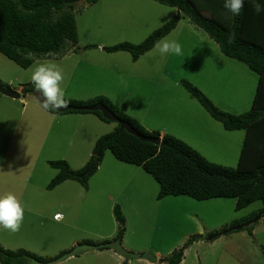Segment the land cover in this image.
<instances>
[{"label": "rangeland", "instance_id": "1", "mask_svg": "<svg viewBox=\"0 0 264 264\" xmlns=\"http://www.w3.org/2000/svg\"><path fill=\"white\" fill-rule=\"evenodd\" d=\"M177 13L153 0H82L73 10L75 46L66 43L61 53L49 57L31 56L27 69L0 53V86L20 93L18 99L0 94V196L14 194L24 208L19 231L0 228L2 248L53 258L78 243L113 241L119 232L114 217L118 206L121 247L134 257L126 261L112 249L90 250L53 264H168L169 256L193 238L178 264H264L261 201L235 211L234 198L157 199L154 179L109 151L89 177L87 189L71 180L47 189L58 174L48 161L82 169L96 140L117 124L90 113H52L33 93L23 94L27 84L34 85L32 74L42 63L55 64L61 72L65 102L104 96L147 132H159V138L172 135L211 163L237 166L243 131H225L181 81L196 87L219 110L239 115L250 110L257 86L256 75L244 64L224 56L186 17L160 40L179 43L180 54L162 56L159 43L137 61L123 51L102 50L123 42L137 45ZM252 220L246 228L221 233Z\"/></svg>", "mask_w": 264, "mask_h": 264}, {"label": "trees", "instance_id": "2", "mask_svg": "<svg viewBox=\"0 0 264 264\" xmlns=\"http://www.w3.org/2000/svg\"><path fill=\"white\" fill-rule=\"evenodd\" d=\"M80 1L82 0H0V53L21 68L27 69L34 59L31 56L49 57L61 53L66 43L75 46L77 34L73 10ZM84 1L86 4L97 2ZM153 1L176 9L177 16L154 30L137 45L123 42L102 47V50L107 53L123 51L130 54L132 61H137L176 27L180 17H186L217 44L224 56L244 64L256 75L257 86L250 110L239 115L219 110L196 87L187 81H181L184 90L192 95L225 131H243L237 166L230 168L211 163L172 135L164 134L159 145L141 141L120 129L117 124L113 131L96 140L90 160L82 169L74 171L61 160L48 161V165L58 170V174L50 181L47 189L52 190L67 180L76 181L87 189L89 177L97 169L104 153L109 151L116 160L141 167L150 175L159 187L157 199L165 196H186L198 201L234 198L235 211L242 210L255 201H261L260 215L264 217V13L257 14L252 4L246 3L242 14L234 17L224 8L225 0ZM233 35L235 40L229 44L228 40ZM27 85L28 87L22 90L23 94L33 93L42 106V93L37 90L35 84ZM97 103L108 107L139 134L159 137V132H147L136 119L120 112L104 96H96L86 101L66 100L65 105L86 107ZM48 111L57 114L90 113L96 115L99 121L110 122L105 120L99 111ZM114 217L119 224V232L113 241L78 243L71 250L63 251L53 258H43L25 250H5L0 246V264H53L70 256H79L85 249V252L112 249L127 261L134 254L121 247L123 218L118 206L114 208ZM240 224L242 223L232 224L221 233L236 231L235 228ZM221 233L212 236V239H217ZM193 241L194 238L188 240L169 256L168 264L180 263L184 249Z\"/></svg>", "mask_w": 264, "mask_h": 264}, {"label": "clouds", "instance_id": "3", "mask_svg": "<svg viewBox=\"0 0 264 264\" xmlns=\"http://www.w3.org/2000/svg\"><path fill=\"white\" fill-rule=\"evenodd\" d=\"M246 3L252 4L257 14L264 13V0H225L224 8L232 16L238 17L242 14ZM234 40L235 36L233 35L229 38L228 43L231 44ZM158 48L162 56L181 53V46L175 41H161ZM62 80L63 76L55 64L42 63L36 67L32 74V81L37 90L42 93L44 109L59 110L65 106L64 91L60 87ZM23 220L24 208L16 196L11 193L0 196V228L17 232L20 230Z\"/></svg>", "mask_w": 264, "mask_h": 264}, {"label": "water", "instance_id": "4", "mask_svg": "<svg viewBox=\"0 0 264 264\" xmlns=\"http://www.w3.org/2000/svg\"><path fill=\"white\" fill-rule=\"evenodd\" d=\"M0 94L7 96V97H10V98H16V99H18L20 97L19 92L10 90L8 88H4L2 86H0ZM40 101L43 103V99H40ZM53 110L56 112H59V113H63V112L70 111V110L71 111H76V110H78V111H89V112L99 111L105 120L110 121V122H115L116 124H118L120 126V129H124L127 133L136 136L139 140L150 142V143H153L155 145L160 144L161 138H159V137H148V136H143V135L139 134L128 122L119 119L108 107H106L102 103H97V104H94L92 106H86V107H77V106H73V105H65L64 107H62L59 110H55V109H53ZM81 177H82V175H81ZM259 218H260V216L257 217V219H259ZM256 220H252L251 222H248V223H245L244 225L238 226L235 229H237V230L242 229L243 226L244 227L248 226L251 223L255 222ZM86 250L87 249H85V251ZM143 257L149 258V255H143ZM152 261L154 262L156 260L152 259Z\"/></svg>", "mask_w": 264, "mask_h": 264}, {"label": "built area", "instance_id": "5", "mask_svg": "<svg viewBox=\"0 0 264 264\" xmlns=\"http://www.w3.org/2000/svg\"><path fill=\"white\" fill-rule=\"evenodd\" d=\"M55 217L58 219L59 215H55Z\"/></svg>", "mask_w": 264, "mask_h": 264}, {"label": "crops", "instance_id": "6", "mask_svg": "<svg viewBox=\"0 0 264 264\" xmlns=\"http://www.w3.org/2000/svg\"><path fill=\"white\" fill-rule=\"evenodd\" d=\"M20 90V89H19ZM57 215L59 214V213H56ZM61 215V214H60ZM149 255V254H148Z\"/></svg>", "mask_w": 264, "mask_h": 264}, {"label": "bare ground", "instance_id": "7", "mask_svg": "<svg viewBox=\"0 0 264 264\" xmlns=\"http://www.w3.org/2000/svg\"><path fill=\"white\" fill-rule=\"evenodd\" d=\"M84 174V173H83ZM59 218V217H58Z\"/></svg>", "mask_w": 264, "mask_h": 264}]
</instances>
